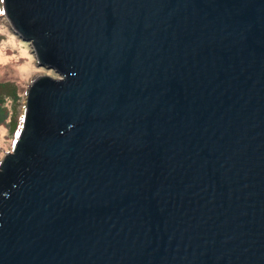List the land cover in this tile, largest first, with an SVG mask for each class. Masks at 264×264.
Segmentation results:
<instances>
[{
	"label": "water",
	"instance_id": "water-1",
	"mask_svg": "<svg viewBox=\"0 0 264 264\" xmlns=\"http://www.w3.org/2000/svg\"><path fill=\"white\" fill-rule=\"evenodd\" d=\"M39 77L0 165V264H264V0H4Z\"/></svg>",
	"mask_w": 264,
	"mask_h": 264
},
{
	"label": "rangeland",
	"instance_id": "rangeland-1",
	"mask_svg": "<svg viewBox=\"0 0 264 264\" xmlns=\"http://www.w3.org/2000/svg\"><path fill=\"white\" fill-rule=\"evenodd\" d=\"M31 41L20 36L4 12L0 0V165L16 147L26 119L28 93L42 76L61 79L59 74L38 64ZM21 132V134H19Z\"/></svg>",
	"mask_w": 264,
	"mask_h": 264
},
{
	"label": "trees",
	"instance_id": "trees-1",
	"mask_svg": "<svg viewBox=\"0 0 264 264\" xmlns=\"http://www.w3.org/2000/svg\"><path fill=\"white\" fill-rule=\"evenodd\" d=\"M4 102V100L3 99H0V112H2L1 111V107H2V103Z\"/></svg>",
	"mask_w": 264,
	"mask_h": 264
},
{
	"label": "bare ground",
	"instance_id": "bare-ground-1",
	"mask_svg": "<svg viewBox=\"0 0 264 264\" xmlns=\"http://www.w3.org/2000/svg\"><path fill=\"white\" fill-rule=\"evenodd\" d=\"M46 68V67H45ZM47 69V68H46ZM48 70V69H47ZM49 77V76H48Z\"/></svg>",
	"mask_w": 264,
	"mask_h": 264
}]
</instances>
